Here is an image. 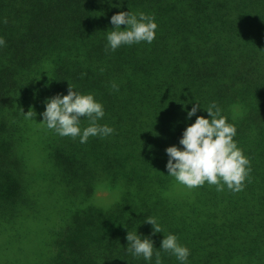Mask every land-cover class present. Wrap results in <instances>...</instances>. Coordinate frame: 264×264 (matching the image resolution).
<instances>
[{"label":"trees","instance_id":"1","mask_svg":"<svg viewBox=\"0 0 264 264\" xmlns=\"http://www.w3.org/2000/svg\"><path fill=\"white\" fill-rule=\"evenodd\" d=\"M129 8L154 15L156 38L106 50L111 16ZM0 36L1 262L150 264L126 249L137 231L156 248L175 233L187 264H264V0H0ZM69 83L113 133L80 143L40 124ZM212 101L250 160L240 191L187 188L166 169L192 103L207 117ZM28 227L45 243L30 259Z\"/></svg>","mask_w":264,"mask_h":264},{"label":"clouds","instance_id":"2","mask_svg":"<svg viewBox=\"0 0 264 264\" xmlns=\"http://www.w3.org/2000/svg\"><path fill=\"white\" fill-rule=\"evenodd\" d=\"M110 19L114 28L107 31L106 50L115 51L122 45L140 42L150 44L156 38L158 25L153 14L133 12L129 8L128 11L113 14ZM121 25L126 27L122 29ZM4 44L5 40L0 36V46ZM112 88L118 90V85L113 82ZM200 108V104L194 102L187 111L189 120L193 116L196 118L183 131L179 140L182 148L172 145L165 150L168 155V175L187 188L208 183L215 185L218 191L225 187L234 192L240 191L245 186L251 167L249 158L234 139L237 134L235 124L228 121L215 101L203 108L208 113L207 117L196 115ZM25 116H33V111ZM41 116L43 119L40 124L60 136L79 137L80 143H86L90 136L103 138L114 131L111 126L98 123L105 116V110L94 94L76 91L70 83L66 95L57 94L46 100L45 111ZM82 118L88 121L83 128ZM144 223L152 225L153 233H162L155 217H147ZM126 239L129 242L127 251L133 257H143L150 264L154 256L155 264H162L161 251L174 255L180 264H187L190 256V249L179 242L175 233L163 234L159 248L154 246L151 238L142 237L137 231H127Z\"/></svg>","mask_w":264,"mask_h":264},{"label":"rangeland","instance_id":"3","mask_svg":"<svg viewBox=\"0 0 264 264\" xmlns=\"http://www.w3.org/2000/svg\"><path fill=\"white\" fill-rule=\"evenodd\" d=\"M28 228H29V231H25V228H22L17 233V238L20 237L22 239L23 237H26V235H30V238L28 236V238H29L28 241L29 242L27 244L22 242V246L24 244H26V245H24V249L29 254V259H30V258H32L34 256V254L36 252L40 251L43 248L45 243L43 241L44 233L42 231H40V233L39 232L37 233L34 227H28ZM7 242H8V236H4L3 238L2 237L0 238V253H1L2 244L3 243H7ZM9 246H10L11 249L16 248L15 245H9ZM17 249H20V248H17ZM1 259L2 258H1V255H0V264H4L6 261L5 262H1ZM17 259L18 258H16L15 260H17ZM23 262H24V264L25 263L27 264V261H23ZM23 262H21V263L23 264Z\"/></svg>","mask_w":264,"mask_h":264}]
</instances>
